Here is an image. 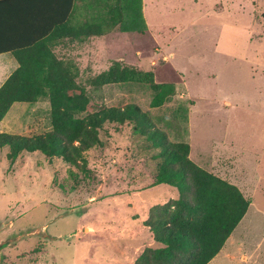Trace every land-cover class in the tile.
I'll return each mask as SVG.
<instances>
[{
	"label": "rangeland",
	"instance_id": "obj_1",
	"mask_svg": "<svg viewBox=\"0 0 264 264\" xmlns=\"http://www.w3.org/2000/svg\"><path fill=\"white\" fill-rule=\"evenodd\" d=\"M121 3V35L99 44L104 61L78 66L91 101L85 114L134 104L169 142L189 144L191 154L230 144L236 165L251 174L253 203L209 264H264V180L252 178H264V0ZM115 60L152 71L164 87H90L88 79ZM13 62L0 55V71ZM49 130L46 101L14 103L0 122V132L19 136ZM99 137L103 147L85 154L89 173L39 152H22L10 164L9 149L0 150V264H133L157 246L132 207L140 198L152 205L162 199V186L147 189L158 145L130 124L106 123Z\"/></svg>",
	"mask_w": 264,
	"mask_h": 264
},
{
	"label": "trees",
	"instance_id": "obj_2",
	"mask_svg": "<svg viewBox=\"0 0 264 264\" xmlns=\"http://www.w3.org/2000/svg\"><path fill=\"white\" fill-rule=\"evenodd\" d=\"M77 1L0 0V54H10L18 64L0 86V122L14 103L38 101L48 102L50 121L49 131L31 137L0 132V150L9 149L10 164L22 152H39L89 173L85 154L103 147L99 137L103 126L132 125L134 132L158 145L152 185L177 192V198L150 207L143 226L157 246L143 249L133 264H209L246 214L249 201L235 186L197 166L189 158V145L169 142L138 106H102L85 114L91 102L86 88L78 82L72 62L58 58L54 48L64 39L82 42L121 28L125 15L121 0H89L103 5L105 13L93 12L85 22L76 23L70 7ZM87 83L93 88L144 84L154 92L164 87L155 82L152 71L117 60ZM169 96L158 97L153 106L162 105Z\"/></svg>",
	"mask_w": 264,
	"mask_h": 264
},
{
	"label": "crops",
	"instance_id": "obj_3",
	"mask_svg": "<svg viewBox=\"0 0 264 264\" xmlns=\"http://www.w3.org/2000/svg\"><path fill=\"white\" fill-rule=\"evenodd\" d=\"M50 1H53V0H50ZM90 5H91V7H93V9H91ZM103 9H104L103 5L100 6V5H98V4L96 5L94 3L89 4V0H84V1L78 0L76 2V4L72 2L71 7H70V11L74 12L73 22L80 23V24H81V22H85L86 20H88L90 14L92 15L93 12L104 14L105 12ZM102 25H104V22H102ZM117 27H120V26H117ZM117 27H115L114 29H110L108 31H103V35H101V36H93V37L85 39L82 42H71L68 39H64L61 42H59V44L54 48V52L58 58H61L63 60H67V61H71L72 64L74 65V67L76 68L78 74H79L78 66H79L80 62L82 63V67L85 70L89 69V68L90 69L95 68L99 64L100 61H104L103 50L99 46V44H102V42H104L106 37H110L111 39L113 37V39H114L115 36L121 35L120 33H122V31H120L119 29L117 30L116 29ZM5 54H8V53H5ZM0 55H2V54H0ZM9 56L14 60V58L10 54H9ZM7 64H9V63L7 62ZM17 67H18V64L14 60V62L11 64L12 69H10V71H3L4 73H2L0 71V73L4 74L3 78L6 80L8 78V76L13 71H15V69ZM3 70H7L6 67H3ZM2 81H3V79H2ZM2 81H0V86L4 82V81L3 82ZM176 143H181V142L179 141ZM189 147H190V145H189ZM192 154H193V156H192ZM192 154H191V147H190L189 158L197 166L201 167L202 169H204L208 173L220 178L221 180H224L227 183L235 186L241 192L243 197L249 201V206H248V209L246 211V214H247L248 210L250 209V207L252 206V203H253L252 202V200H253L252 199V192L254 190V187H253L254 185H253V182L250 178V175H251L250 172H248L246 169L244 170L241 167V164H240V167H239V165L238 166L236 165V159H235L236 155L232 154L231 145L230 144H228V145L223 144V146L219 147L218 149L215 148V150H211V152L209 150L208 154H207L206 150L192 152ZM225 158L228 161H231L232 164H235V166L232 165L230 167L229 165H225V162H224ZM228 161L226 162V164H228ZM238 164H239V162H238ZM252 178H253V181H254V178L256 181L257 180L258 181L264 180V178L260 175H258L256 177V174ZM153 181H154V179L152 178L151 182H150L151 186L148 187L147 189L150 190L152 188L154 190L155 188L162 186L161 196L157 197V198H162V199H160L159 204H164L170 199L177 198V192L174 188L168 187L166 185L154 186V185H152ZM134 194L137 198L140 197L139 192H135ZM154 205H156V204H154ZM154 205H152V203L147 202L144 199L140 198L134 202V208L132 207V210H133V212L136 211L134 213V215H137L138 218L143 222L144 220L147 219L148 211H149L150 207H152ZM143 208H144V210H143ZM143 228L146 229L144 226H143ZM146 232L149 233L148 230ZM149 236H150V239L152 241L150 233H149ZM221 250H220V252H221Z\"/></svg>",
	"mask_w": 264,
	"mask_h": 264
}]
</instances>
